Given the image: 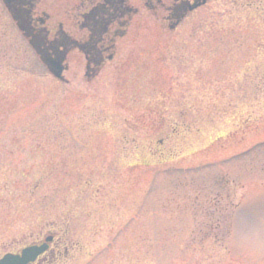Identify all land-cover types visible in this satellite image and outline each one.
Returning a JSON list of instances; mask_svg holds the SVG:
<instances>
[{
	"label": "rangeland",
	"instance_id": "rangeland-1",
	"mask_svg": "<svg viewBox=\"0 0 264 264\" xmlns=\"http://www.w3.org/2000/svg\"><path fill=\"white\" fill-rule=\"evenodd\" d=\"M102 0H39L86 41ZM137 10L51 75L0 0V257L43 264H264V0H210L177 29Z\"/></svg>",
	"mask_w": 264,
	"mask_h": 264
},
{
	"label": "flooded vegetation",
	"instance_id": "flooded-vegetation-1",
	"mask_svg": "<svg viewBox=\"0 0 264 264\" xmlns=\"http://www.w3.org/2000/svg\"><path fill=\"white\" fill-rule=\"evenodd\" d=\"M39 0H2L8 13L14 21L17 30L21 33L28 44L33 48L39 59H53L55 56H67L73 50H80L87 62V71L92 75L95 69L104 63L105 36L114 24L125 26L126 17L137 10L130 7L126 0H102L92 5L87 11L77 14V25L84 29L88 26L89 36L86 41L74 38L64 31L62 23L57 24L56 32H51L46 27L44 15L35 16V9ZM164 0H145V7L150 10L155 9L156 5L163 4ZM202 0H172V5L168 7L169 16L167 21L170 29H177L192 13L207 5L191 10L195 5H199ZM49 250L46 254L39 257L35 264H43L48 253L52 250L55 237L46 236ZM41 242L40 244L44 243ZM12 254V252H9ZM18 253V252H17ZM8 254V253H5ZM4 254V255H5ZM14 254V253H13ZM3 255V256H4ZM2 256V257H3ZM0 257V259L2 258Z\"/></svg>",
	"mask_w": 264,
	"mask_h": 264
},
{
	"label": "water",
	"instance_id": "water-1",
	"mask_svg": "<svg viewBox=\"0 0 264 264\" xmlns=\"http://www.w3.org/2000/svg\"><path fill=\"white\" fill-rule=\"evenodd\" d=\"M207 0H202L199 5H195L191 10L197 9L204 5ZM64 58L57 57L56 59H46L44 63L49 68L53 76L61 81H64L63 73L65 67L63 66ZM50 242V239H46ZM48 244L33 245L23 249L19 254H7L1 260L0 264H33L36 260L48 250Z\"/></svg>",
	"mask_w": 264,
	"mask_h": 264
}]
</instances>
